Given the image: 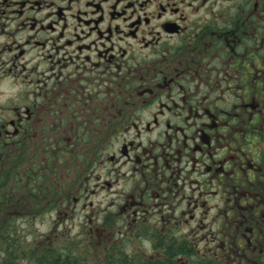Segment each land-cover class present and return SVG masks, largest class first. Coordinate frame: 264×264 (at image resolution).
Wrapping results in <instances>:
<instances>
[{
  "label": "flooded vegetation",
  "instance_id": "obj_1",
  "mask_svg": "<svg viewBox=\"0 0 264 264\" xmlns=\"http://www.w3.org/2000/svg\"><path fill=\"white\" fill-rule=\"evenodd\" d=\"M0 264H264V0H0Z\"/></svg>",
  "mask_w": 264,
  "mask_h": 264
},
{
  "label": "rangeland",
  "instance_id": "obj_2",
  "mask_svg": "<svg viewBox=\"0 0 264 264\" xmlns=\"http://www.w3.org/2000/svg\"><path fill=\"white\" fill-rule=\"evenodd\" d=\"M62 223L58 225L59 228H61L63 226ZM80 226H81V224L77 220H75V219L72 220V219L68 218L67 224H65L64 230L66 231L67 230L66 227H69L68 233H72L74 235L79 231ZM56 227H57V225L53 224V221L50 219L49 216H46L44 218L38 217L37 221L35 223V226L32 225V229L36 230L37 236L39 234L49 233L52 230L56 229ZM59 231H61V230L60 229L55 230V233L59 232ZM38 240H41V239H39V237H38Z\"/></svg>",
  "mask_w": 264,
  "mask_h": 264
}]
</instances>
